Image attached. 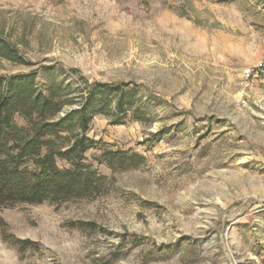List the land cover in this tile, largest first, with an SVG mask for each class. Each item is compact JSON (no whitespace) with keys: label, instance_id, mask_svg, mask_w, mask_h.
Listing matches in <instances>:
<instances>
[{"label":"rangeland","instance_id":"1","mask_svg":"<svg viewBox=\"0 0 264 264\" xmlns=\"http://www.w3.org/2000/svg\"><path fill=\"white\" fill-rule=\"evenodd\" d=\"M0 38L25 61L0 56V78L57 90L59 118L95 82L140 109L90 123L104 194L0 206V264H264V76L244 77L264 0H0ZM111 152L143 163L114 170Z\"/></svg>","mask_w":264,"mask_h":264},{"label":"trees","instance_id":"2","mask_svg":"<svg viewBox=\"0 0 264 264\" xmlns=\"http://www.w3.org/2000/svg\"><path fill=\"white\" fill-rule=\"evenodd\" d=\"M0 56L25 63L18 50L2 38ZM89 87L81 93L84 100L79 108L59 118L71 103L63 97L61 101L57 90L44 95L25 75L0 78L1 207L60 204L104 194L106 177L85 162V153L95 143L87 135L90 123L98 113L109 115L113 110L123 120L128 112L135 114L140 109L135 106L134 88L100 82ZM17 114L25 125L15 122ZM103 157L114 170L125 169L132 162L136 167L143 163L142 156L136 153L127 160L118 157L117 152L104 153ZM59 160L67 162L69 168H61ZM128 160L131 162L126 166Z\"/></svg>","mask_w":264,"mask_h":264},{"label":"built area","instance_id":"3","mask_svg":"<svg viewBox=\"0 0 264 264\" xmlns=\"http://www.w3.org/2000/svg\"><path fill=\"white\" fill-rule=\"evenodd\" d=\"M259 76H264V57L256 65L247 68L244 71V77L246 80H250Z\"/></svg>","mask_w":264,"mask_h":264}]
</instances>
